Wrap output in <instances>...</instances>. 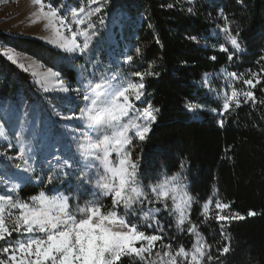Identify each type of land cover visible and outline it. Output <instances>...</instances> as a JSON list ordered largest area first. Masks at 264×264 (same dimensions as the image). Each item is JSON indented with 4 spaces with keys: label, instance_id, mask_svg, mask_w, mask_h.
Masks as SVG:
<instances>
[{
    "label": "trees",
    "instance_id": "16d2710c",
    "mask_svg": "<svg viewBox=\"0 0 264 264\" xmlns=\"http://www.w3.org/2000/svg\"><path fill=\"white\" fill-rule=\"evenodd\" d=\"M53 2L71 8L79 7L84 0ZM222 14L228 17L232 33H239L240 51L234 52L226 44V34L221 31L225 24ZM101 16L108 18L103 34L113 32L122 50V71L130 75L151 68L158 73L145 77V95L135 101L139 108L151 103L159 109L148 137L133 142L140 178L154 182L163 172L179 171L184 162L188 191L195 197L191 219L201 215L202 205L209 198L230 202L226 212H238L243 217L201 223L202 217L198 222L199 230L212 245L211 254L218 257L215 264H264V73L261 83L251 89L255 102L244 103L241 97L239 108L233 106L223 112L222 98L217 96V92L227 89L222 68L245 74V78L264 68V0H110L94 22L99 24ZM222 44L228 52L220 51ZM6 47L36 58L59 72L69 87L82 91L89 79L102 77L98 76L103 70L102 59L96 54L77 57L36 38L0 32V122L9 141L5 146L10 143L15 152L24 146L35 170L25 172L0 155V176L5 180L0 184V193L7 194L4 190L8 183L18 184L17 195L25 200L42 190L52 195L54 188L72 195L80 177L88 173L82 171L78 151L76 130L82 127L63 117L71 115L72 110L78 114L84 102L78 97L44 91L28 71L2 54ZM129 55L133 57L130 64L125 63ZM205 74H209L208 85L204 83ZM235 86L238 90L248 89L242 81ZM189 105L203 107L192 110ZM65 160L76 167H61ZM58 171L69 174L49 184L47 177H55ZM104 203L110 206L111 197ZM249 211L256 215L248 216ZM168 219L162 226L164 230L173 225L171 215ZM181 234L192 238L187 232ZM224 246L230 251L220 255ZM122 264H129L127 258Z\"/></svg>",
    "mask_w": 264,
    "mask_h": 264
},
{
    "label": "snow or ice",
    "instance_id": "6c2138e0",
    "mask_svg": "<svg viewBox=\"0 0 264 264\" xmlns=\"http://www.w3.org/2000/svg\"><path fill=\"white\" fill-rule=\"evenodd\" d=\"M108 3L110 0H84L79 7L62 8L54 5L53 0H31L36 7L31 14L34 17L32 23L45 22V29L51 32L49 43L68 53L85 54L99 34L93 16L100 14ZM222 17L225 24L221 31L226 34V44H230L234 52L240 51L239 33L234 35L228 17L223 14ZM104 23L101 16L99 25ZM220 51L228 52V48L222 44ZM136 52L140 54L141 49L137 48ZM234 52L229 53V60H232ZM2 54L28 71L24 63H19L12 49H4ZM132 61L131 55L125 59V63ZM221 72L227 83L226 90L217 92L218 98H222L223 112H228L233 106L239 108L241 97L244 103L249 100L255 102L251 89L261 83L264 68L259 73L251 72L249 78L227 68H222ZM32 75L40 77L37 82L42 86L54 83L59 91H70L61 74L51 68L43 74L33 71ZM154 75L158 73L150 68L146 72L120 77L117 82L118 74H114L98 81L89 79L86 85H82L83 91L75 89L84 106L79 108L78 115L72 110L71 115L63 118L77 120L84 125L83 142L78 145V151L86 161L88 175L80 177V184L72 195L55 188L51 190L54 192L52 195L42 190L27 201L18 195H0V264H122L124 258L129 264H215L218 257L211 254L212 245L199 230L200 223L191 219L195 197L188 191L186 178L182 176L185 163L181 162L180 170L171 176L162 173L155 182L145 184L139 176V158H133L134 140L144 141L148 137L159 113L151 103L143 109L135 105V101H140L145 95V77ZM208 75L205 74V85L209 84ZM237 81H242L248 89L238 90L235 86ZM44 91H49V88L45 86ZM188 107L194 110L203 106ZM220 124L223 126L224 121L221 120ZM0 137L7 139L2 123ZM8 146L12 147L10 143ZM0 155L25 164L29 158L24 146L19 147L15 156H8L7 152ZM61 167L73 169L76 164L65 160ZM24 171L31 173L35 170L28 166ZM68 174L58 171L55 177H47L48 183L52 184L54 179L59 181L61 175ZM0 184H5L2 176ZM18 189V184L13 185L11 192L18 193ZM108 197H111L110 206L104 203ZM73 200L75 203L70 202ZM157 204L162 207H156ZM228 209L230 202L207 199L202 205L204 219L201 223L209 219H243L238 212H226ZM162 211H167L174 218L177 231L187 232L193 237L190 247L186 248L179 242L174 246L171 237L164 243V228L157 219ZM247 215L256 213L249 211ZM146 228H153V233L147 234ZM14 234L20 239H12ZM229 251V247L224 246L220 255Z\"/></svg>",
    "mask_w": 264,
    "mask_h": 264
},
{
    "label": "rangeland",
    "instance_id": "374dc122",
    "mask_svg": "<svg viewBox=\"0 0 264 264\" xmlns=\"http://www.w3.org/2000/svg\"><path fill=\"white\" fill-rule=\"evenodd\" d=\"M35 11H36V7L31 4V0H0V32H5L8 35H12V36H16V37L21 36V37H27V38H36L38 40H41L42 42H45L47 45H50L56 49H59V50L65 52L63 49L57 47L55 44L48 42V38H50L51 32H50V30L45 29V27H44L45 22L44 21H40V22L35 23V24L32 23V20L34 19V17H32L31 14ZM94 19H97L96 16H93V21H94ZM104 20H105L104 25L100 26L99 24H97L98 25L97 31L99 34L96 37H94L92 45L90 46V50L85 54H80L78 52L77 53H70V54L75 55L77 57L78 56L79 57H85L86 55L96 54L98 56V58L102 59V62H101L102 64H100V67H101V69H103L100 72H98V76L111 78L114 74H118V76H117V82H118L120 77L127 76V73L122 71V69L120 67V62L123 61L120 57L122 50H121L120 46L116 44V40H115L113 32H108V34H106V35L103 34L104 29H106V27H107L108 18L107 19L105 18ZM104 38H107V39L104 41ZM78 39H82V38H78ZM4 49H12L14 51L15 55L18 57L19 63H24L26 65V67L28 68V72L31 75H32L33 71H36V72L41 73V74L46 73L47 70L50 68V67L45 66L43 63H41L36 58L29 56V55H27L21 51H17L13 48H10V47H6ZM52 70L55 71L54 69H52ZM34 79L36 81H38L40 79V77L37 76V77H34ZM38 84L40 85V87L43 90H44L45 86L48 87L49 91H46V92H51V93L56 92V93L70 95L72 97H77V93L75 92V88L69 87L70 91L67 93H64V92L59 91L58 85H55L54 83H49V84L44 85V86H42L41 83H38ZM136 108L143 109V108H139L137 106H136ZM73 122H76L77 124H79L82 127L81 129L76 130L77 134L79 135V139H80L79 144H80L81 142H83L82 130L84 129V125L82 122L77 121V120H73ZM6 142H9V141L7 139H5L4 137H0V153L7 152L8 156H15L17 154V152L14 151L13 146L11 148H9V147L6 148V146H5ZM80 158H81L82 168L85 171H87L85 168L86 161H84L81 156H80ZM9 160H11V159H9ZM11 161L16 162L17 165L18 164L21 165V167H19V169H22V170H24L25 167L30 166L29 158H28L27 164H25L21 160H11ZM163 173H166V172H163ZM161 174L159 175V178H161ZM167 175L171 176L172 174H167ZM182 176L186 178V183L189 186V180H188V177L186 175V170H184V172L182 173ZM144 183L150 184L153 182H144ZM6 185H7V187L5 186V190H4L5 193L12 194L15 197L17 195V193L11 192L12 185H9L8 183H6ZM0 195H5V194L0 193ZM19 198L22 199L20 196H19ZM22 200H25V199H22ZM25 201H27V200H25ZM193 204H194V202H193ZM193 204H192V210H193ZM155 206L156 207H162L159 204H157ZM192 210H191V213H192ZM165 212H167V211H162L161 213H159L157 215V219L160 221L161 226H163V224H166L169 220L168 219L169 214H165ZM202 217L203 216L200 215V216H197L196 218H194L192 220L194 222L198 223L202 219ZM172 222H173V225H169L168 229L164 230V233H163L165 236L164 243L169 242L168 238L171 237L172 238L171 242L174 244V246L177 242H179V243H183L186 248L190 247L191 243L193 242V237L189 238L188 235L181 234L182 232L177 231L173 217H172ZM146 229H147V232H146L147 234L153 233V228H146ZM16 238L20 239V237L17 234H14L12 239H16Z\"/></svg>",
    "mask_w": 264,
    "mask_h": 264
}]
</instances>
